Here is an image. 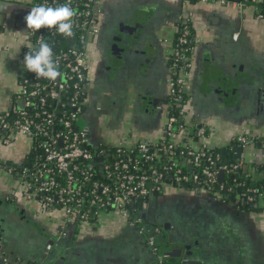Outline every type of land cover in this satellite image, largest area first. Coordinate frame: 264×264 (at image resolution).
I'll return each instance as SVG.
<instances>
[{
    "label": "crops",
    "instance_id": "crops-1",
    "mask_svg": "<svg viewBox=\"0 0 264 264\" xmlns=\"http://www.w3.org/2000/svg\"><path fill=\"white\" fill-rule=\"evenodd\" d=\"M151 1L153 9L165 16L155 30L158 45L148 47L144 54L137 50L124 53L118 71L111 77L105 78L97 70L98 74L92 76L93 91L108 95L113 111L121 114V132L113 143L124 137L129 144L142 139L158 143L163 139L166 117L155 111L148 100L159 103L166 98L172 54L169 17H176L184 9L191 14L198 39L185 89L188 118L208 130L204 137L206 147L226 151L227 158L233 152L231 141L243 132L264 138V20L256 19L249 8L237 11L228 5L206 2ZM30 2L0 0V6L8 5L0 10V112L9 106L19 89V76L26 71L20 51L25 42V17L31 10ZM235 34L238 40L234 42ZM223 42L226 49L220 46ZM238 47L246 53L235 57ZM208 68L213 69V74L206 72ZM231 86L234 91L230 101L223 91L216 90L226 87L229 91ZM31 145L29 137L16 134L9 145H0V161L19 164L28 160L32 156ZM240 161L242 178H264V145L244 144ZM24 191L15 174L0 169V202L7 201L13 210L11 220L6 224L1 221L5 235L0 251L10 259L9 264H44L38 249L50 254L45 245L56 238L59 240L55 245L65 244L58 252L52 250L57 264L155 261L147 235L157 223L148 209L147 213L143 211V203L137 210L140 222L136 226L115 212L101 213L94 222H66L60 210L45 213L34 200L25 198ZM158 198L154 200H161V205L169 202L164 215L168 225L161 228L157 241L163 251L190 245L195 257L189 264H264V198L253 209L240 204L237 195L232 198L227 193L217 195L205 189L197 192L177 186L166 188ZM179 260L166 257L169 264H178Z\"/></svg>",
    "mask_w": 264,
    "mask_h": 264
},
{
    "label": "built area",
    "instance_id": "built-area-1",
    "mask_svg": "<svg viewBox=\"0 0 264 264\" xmlns=\"http://www.w3.org/2000/svg\"><path fill=\"white\" fill-rule=\"evenodd\" d=\"M206 2L236 9H251L264 19V0H181ZM68 4L76 11L72 38L55 29L34 32L27 29L28 51L35 52L41 40L48 43L62 76L52 82L25 71L19 89L9 106L0 112V145H9L16 134L32 141V156L19 164L0 161V169L18 174L24 196L36 200L47 210H60L71 222H94L101 213L115 212L136 226L139 203L161 194L171 186H189L194 191L222 187L237 163L227 164L222 155L206 147L208 130L187 116L183 88L190 74L191 53L198 40L190 26L189 13L180 25L173 49L171 74L167 79L170 106L164 124V137L158 143L142 139L129 144L127 137L114 145L92 146L85 126L77 121L83 111L88 86L86 47L96 32L101 0H31L38 5ZM234 39L237 37L235 34ZM244 133V132H243ZM247 136L239 141L246 143ZM224 171L223 182L218 174ZM13 193V192H12ZM264 193L247 188L244 196L252 202ZM142 228L139 231L142 232ZM46 244L50 250L58 241ZM147 244L155 255L153 264H168L166 254L155 244L154 234Z\"/></svg>",
    "mask_w": 264,
    "mask_h": 264
},
{
    "label": "flooded vegetation",
    "instance_id": "flooded-vegetation-1",
    "mask_svg": "<svg viewBox=\"0 0 264 264\" xmlns=\"http://www.w3.org/2000/svg\"><path fill=\"white\" fill-rule=\"evenodd\" d=\"M152 2L153 1L151 0H104V1L101 0V5L97 13L96 32L88 39V43L86 47V60L88 64V71H87L88 86L85 90V95L83 99V106H84L83 111L80 114V119H82L85 122V128L88 134V141L92 146L97 147V146L110 145L109 143H106V141H104L103 136L100 138L96 137L95 132L99 133V130H95L96 129L95 124L97 120L96 117L98 118V116L101 113L105 111H108L109 113L114 110V108L111 105L112 100L111 98L108 97V95H106L105 93H99V92L93 91V87L95 85L93 78L95 74H98L96 70L101 72V74L105 78L109 76L111 77V75H115V73L118 71V68L121 65V62L124 59V53H126L127 51L137 50V52H141L142 54H144L145 49H147L148 47L158 45L155 30L157 26L163 23L165 16L159 10L156 9L157 11H155V8L153 9ZM179 2L182 4L181 0H179ZM186 4H189V3H186ZM236 10L241 11L240 9H236ZM188 14H189L188 10L184 9V10H181L180 13L176 17H173V16L171 18L169 17L168 26H170L171 28V35H170L169 41L171 42V45H172V52L175 46V40H176L177 33L179 31V27L184 22V20L187 18ZM254 17L256 18L255 15ZM258 20H264V19H258ZM190 26H191L193 34L197 38V35L195 34L194 29H193L192 18H190ZM0 27L2 28L1 24H0ZM24 36H25L24 38L25 42L22 45V50L20 51V55L22 58L25 56L26 53H28V45H29L26 25H25ZM237 40L238 38L233 39L234 42ZM196 46H197V41L195 42L192 53H191L192 65H191L190 71L193 66V54L195 52ZM220 46L226 49L225 42H223ZM229 47H227V49H229ZM240 52H243L244 54L246 53V51L244 52L242 48L238 47L236 51H234L235 57L239 56ZM172 54L169 57V66H168L169 70H168L167 79L171 74V68H172V63H173ZM230 58L232 59L233 57H230ZM167 79H166V82H167ZM18 83H20V76H19ZM102 83H104V85L107 86L106 82L103 81ZM187 85H188V80H187L186 85L183 88L185 107H186V100H187L186 98L188 94L185 90L187 88ZM227 90L226 92L223 91V94L224 96H226V98H228L227 100L230 101L229 96H231L230 93H232L234 89L231 86L229 88V91ZM168 103L170 104L169 87H168L166 98L164 99L163 102L157 103L155 102V100H148V104H153L154 109H156L155 111L162 112L165 116L167 113V109L170 106ZM242 134H245L247 136L248 138L246 139L247 142L243 143L238 140V138L241 135L240 134L231 141L232 146H236V145L243 146L244 144H248V143H253L256 146L264 145V138L250 137L247 135V132H244ZM239 170H240L239 166L233 169L231 171L233 178L231 179V176H230V179L228 181L225 179L222 187L214 186L211 188H206L205 190H207V192L215 193L217 195H220V194L224 195V193L226 195L227 193L232 198L234 195H237L239 197L240 204L242 203L247 208L249 207V208L257 209L259 206L258 201L259 199L264 198V194L261 197L255 196L252 202L246 201L244 194L247 190V187H245V182H242L238 179V177H241ZM15 175L19 179L18 174H15ZM177 187L179 188L184 187L186 189L193 190L189 186H177ZM165 191L166 189L162 193H164ZM200 191L202 190H199L197 192H200ZM213 191H217V192H213ZM215 198L216 199L218 198L219 200L222 199L220 196H215ZM27 200H31V199H27ZM6 202H0V207L2 208L0 210V248L3 247L2 238L5 235V232H4L5 227L2 225L1 221L4 222L3 224H6V222L11 220L10 217L13 214V210H11V208L8 207L9 205ZM34 202L39 204V206L42 208V210H44L45 213L50 214L53 212V211L47 212V210L43 207L42 204H40L36 200H34ZM255 204H256V207L254 206ZM261 209L264 211V205L263 206L261 205ZM164 223L165 222H163L161 226L157 225L153 228L151 227V229H154V231L151 230L150 234H154L155 244L158 250L166 254V256L168 257V254L165 251H163L162 247H159L158 246L159 243H157L160 237V234H162V231H163L161 228L162 227L164 228L166 227V225H168V222H166L165 224ZM64 235H65V232H64ZM53 241L54 240H52V242ZM64 245L65 244L54 245L50 249L51 250L50 254H46L45 251L41 250L40 248L38 249V253L40 254L41 257H43V261H45V259L47 258L53 259L54 256L52 254L53 252L52 250L56 249L55 252H58L60 248H62ZM45 248H46V245H45ZM1 253L2 252L0 251V255H2L0 263L9 264L10 259L6 257L5 254L3 253L1 254ZM57 260L58 259H54L52 263L57 264L56 262Z\"/></svg>",
    "mask_w": 264,
    "mask_h": 264
},
{
    "label": "clouds",
    "instance_id": "clouds-1",
    "mask_svg": "<svg viewBox=\"0 0 264 264\" xmlns=\"http://www.w3.org/2000/svg\"><path fill=\"white\" fill-rule=\"evenodd\" d=\"M8 5L0 6V10H4ZM76 11L68 4L52 7L38 5L31 8L28 15L25 17L27 29L38 32L41 29H55L65 38H72L73 32V17ZM23 66L27 72L34 73L36 78H43L52 82L61 78L62 74L59 71L58 65L54 60L52 47L40 41L35 52L25 54L23 58Z\"/></svg>",
    "mask_w": 264,
    "mask_h": 264
},
{
    "label": "rangeland",
    "instance_id": "rangeland-1",
    "mask_svg": "<svg viewBox=\"0 0 264 264\" xmlns=\"http://www.w3.org/2000/svg\"><path fill=\"white\" fill-rule=\"evenodd\" d=\"M30 1L31 0H29V2ZM118 118H121V114L119 112H116V111H111L109 113H108V111H105V112L101 113L98 116V118L96 117L97 120H96V124H95L96 125L95 130H99V133L95 132L96 137L100 138L103 136L104 141H106V143L114 145L115 143H113V142H115V141H117V139H119V135L121 132L120 130L122 127L119 125ZM77 125L80 127L85 126V122L82 119H79L77 121ZM184 189H186V188H184ZM12 191L14 194L15 191L14 190H12ZM158 196L159 195H156L154 197L158 198ZM154 197L151 199L148 198L149 200H147V199L143 200V205H144L143 211H146L148 209V211L151 213V216L155 219L154 222H156L158 226H161V224L163 222L166 223V221H164V215L166 214L165 208L169 205V202L168 201L163 202L161 205V203L159 202L161 200H158L159 198L157 200H154ZM146 213H147V211H146ZM162 229H163V227H162Z\"/></svg>",
    "mask_w": 264,
    "mask_h": 264
},
{
    "label": "water",
    "instance_id": "water-1",
    "mask_svg": "<svg viewBox=\"0 0 264 264\" xmlns=\"http://www.w3.org/2000/svg\"><path fill=\"white\" fill-rule=\"evenodd\" d=\"M213 69L212 68H208L206 70V72L213 74ZM234 81V79H232V82ZM218 91H224L226 92V87L225 88H217ZM243 150V146L242 145H238V146H233L232 147V154H229L228 158H232L235 160V163L238 164L239 168L241 166V161H240V157H241V152ZM223 155H226V151L222 153ZM224 161H227V158L224 159ZM223 177H224V171H220L218 174V182L222 183L223 181ZM142 205V203H139V206ZM256 207V204L254 205ZM167 241V237L164 236L163 238V242ZM50 243V242H49ZM194 251L191 249L190 245H185L183 247H176V248H172L169 252H166L168 254V256L170 257H174L179 260L178 264H189V262L192 261V257H195ZM54 259H50L47 258L45 259L44 264H54L52 263ZM194 262V260L192 261ZM1 264V263H0Z\"/></svg>",
    "mask_w": 264,
    "mask_h": 264
},
{
    "label": "trees",
    "instance_id": "trees-1",
    "mask_svg": "<svg viewBox=\"0 0 264 264\" xmlns=\"http://www.w3.org/2000/svg\"><path fill=\"white\" fill-rule=\"evenodd\" d=\"M215 152H219L221 155H222V159L224 161L225 158H227V154L226 155H223L221 153V151L219 150H215ZM226 162L227 164H230V163H235V160L232 159V158H227V161H224ZM233 178V176L231 175V179ZM225 179L228 181L229 178L228 177H225ZM238 179L242 182H245V187L247 188H255L257 189V191H261L262 193H264V178L262 180H251L249 179L248 177H238ZM219 184L216 185V187H218ZM215 187V188H216Z\"/></svg>",
    "mask_w": 264,
    "mask_h": 264
}]
</instances>
